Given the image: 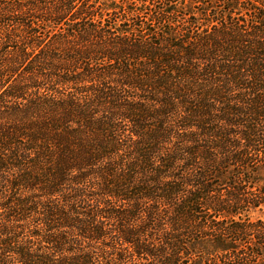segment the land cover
<instances>
[{
  "label": "trees",
  "instance_id": "trees-1",
  "mask_svg": "<svg viewBox=\"0 0 264 264\" xmlns=\"http://www.w3.org/2000/svg\"><path fill=\"white\" fill-rule=\"evenodd\" d=\"M0 264H264V0H0Z\"/></svg>",
  "mask_w": 264,
  "mask_h": 264
},
{
  "label": "rangeland",
  "instance_id": "rangeland-1",
  "mask_svg": "<svg viewBox=\"0 0 264 264\" xmlns=\"http://www.w3.org/2000/svg\"><path fill=\"white\" fill-rule=\"evenodd\" d=\"M253 216V215H252ZM256 216H258V215H256ZM253 218H255L254 216H253Z\"/></svg>",
  "mask_w": 264,
  "mask_h": 264
}]
</instances>
